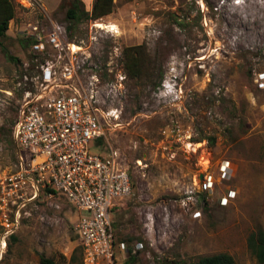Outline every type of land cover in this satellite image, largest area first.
Wrapping results in <instances>:
<instances>
[{
  "label": "rangeland",
  "instance_id": "obj_1",
  "mask_svg": "<svg viewBox=\"0 0 264 264\" xmlns=\"http://www.w3.org/2000/svg\"><path fill=\"white\" fill-rule=\"evenodd\" d=\"M83 1L91 12L95 0ZM33 2L14 0L3 42L19 61L0 48V180L16 168L12 129L26 92L45 88L41 65L54 60L20 40L34 26L49 33L60 24L67 41L83 48L78 85L117 117L106 126L105 147L119 150L133 188L113 209L112 224L116 239L138 251L135 264H195L218 254L260 264L249 239L264 230V90L257 83L264 0H114L111 14L79 25L66 21L62 0L52 11ZM135 56L140 76L129 69ZM224 162L230 168L222 173ZM209 177L212 187L204 185ZM20 211L12 234L0 214V264H42V257L81 264L78 212L65 197L42 194Z\"/></svg>",
  "mask_w": 264,
  "mask_h": 264
},
{
  "label": "built area",
  "instance_id": "obj_2",
  "mask_svg": "<svg viewBox=\"0 0 264 264\" xmlns=\"http://www.w3.org/2000/svg\"><path fill=\"white\" fill-rule=\"evenodd\" d=\"M18 1L25 7L34 3ZM52 28L45 33L34 26L30 34L34 52L50 57L54 53V60L41 65L46 86L38 93L26 92L12 129L16 168L0 180L2 222L7 234H12L22 221L20 209L28 202H36L42 194L65 197L78 212L76 232L83 264H125L128 246L117 244L112 211L131 195L133 184L119 150L105 147L107 130L117 117L98 106L94 90L89 94L77 83L78 55L83 48L67 41L62 25ZM257 83L264 90V73ZM92 145L98 148L97 154ZM229 168L224 162L221 172ZM204 185L212 187V177ZM229 194L235 197V192Z\"/></svg>",
  "mask_w": 264,
  "mask_h": 264
},
{
  "label": "trees",
  "instance_id": "obj_3",
  "mask_svg": "<svg viewBox=\"0 0 264 264\" xmlns=\"http://www.w3.org/2000/svg\"><path fill=\"white\" fill-rule=\"evenodd\" d=\"M114 0H95L92 11L86 9L83 0H62L61 9L66 8V21L71 25H79L86 20H97L106 15H109L113 11ZM16 17V6L14 0H0V48L5 57L11 62H18V58L4 45V39L8 37V31L11 21ZM20 42L27 47H32L34 39L27 37L21 39ZM142 62L135 56L131 59V66L129 69L134 70L136 76L141 74ZM4 128H0V132ZM102 142V141H100ZM117 240V239H116ZM124 242L123 240H117V244ZM249 248L255 255L257 261L260 264H264V230H259L257 233H253L249 239ZM129 259L125 264H135L137 262L138 251L128 247ZM42 264H57L52 258H41ZM83 264V261L81 262ZM195 264H236L234 258L228 254H218L214 256H207L201 258Z\"/></svg>",
  "mask_w": 264,
  "mask_h": 264
},
{
  "label": "crops",
  "instance_id": "obj_4",
  "mask_svg": "<svg viewBox=\"0 0 264 264\" xmlns=\"http://www.w3.org/2000/svg\"><path fill=\"white\" fill-rule=\"evenodd\" d=\"M35 1H39V4L41 5V8H43L45 11H52V10H54L58 6V3H59L60 0L55 1V3L53 4V7H50V8H48L47 5H45L43 3V0H35ZM91 7L93 8V5Z\"/></svg>",
  "mask_w": 264,
  "mask_h": 264
},
{
  "label": "bare ground",
  "instance_id": "obj_5",
  "mask_svg": "<svg viewBox=\"0 0 264 264\" xmlns=\"http://www.w3.org/2000/svg\"><path fill=\"white\" fill-rule=\"evenodd\" d=\"M98 27H99V28H103V27H105V28H109L110 26H104V25L99 24ZM112 27H113V26H112ZM112 27H111V28H112ZM113 30H114V29H113Z\"/></svg>",
  "mask_w": 264,
  "mask_h": 264
}]
</instances>
